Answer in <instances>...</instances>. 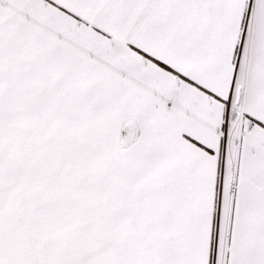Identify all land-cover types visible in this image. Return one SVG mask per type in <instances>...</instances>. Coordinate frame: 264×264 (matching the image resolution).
Returning <instances> with one entry per match:
<instances>
[{"label": "snow or ice", "instance_id": "1", "mask_svg": "<svg viewBox=\"0 0 264 264\" xmlns=\"http://www.w3.org/2000/svg\"><path fill=\"white\" fill-rule=\"evenodd\" d=\"M0 264H264V0H0Z\"/></svg>", "mask_w": 264, "mask_h": 264}]
</instances>
